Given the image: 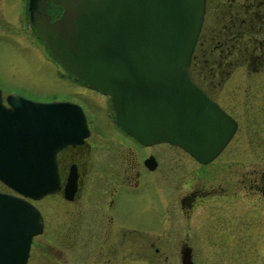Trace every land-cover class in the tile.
Masks as SVG:
<instances>
[{
    "label": "flooded vegetation",
    "instance_id": "flooded-vegetation-1",
    "mask_svg": "<svg viewBox=\"0 0 264 264\" xmlns=\"http://www.w3.org/2000/svg\"><path fill=\"white\" fill-rule=\"evenodd\" d=\"M206 15L211 24L201 27L199 36L220 27L226 38L214 49L260 54L249 61L242 55L240 61L204 62L213 69L208 81L217 78L222 84L234 69L243 68L246 88L243 93L228 92L231 109L194 79L236 122L231 140L207 163L177 144L139 143L113 122L106 95L63 71L82 93H95L104 102L110 124L93 121L89 112L96 101L77 102L88 135L57 152L58 188L38 199L26 198L43 224L30 251L49 247V264H135L150 258L183 264L184 253L197 264L194 244L197 229L204 228L210 257L216 259L221 252L225 264H264V169L234 166L241 148L253 151L255 165L264 159V82L259 77L264 74V0H206L204 20ZM107 129L114 133L105 134ZM165 146L186 157L172 162L168 158L166 163L159 154ZM246 246L252 251L247 263L240 259ZM62 251L71 255L61 262Z\"/></svg>",
    "mask_w": 264,
    "mask_h": 264
},
{
    "label": "water",
    "instance_id": "water-1",
    "mask_svg": "<svg viewBox=\"0 0 264 264\" xmlns=\"http://www.w3.org/2000/svg\"><path fill=\"white\" fill-rule=\"evenodd\" d=\"M49 2L62 10L51 19ZM206 0H28L29 21L52 58L109 97L113 122L145 145L181 146L212 161L236 122L192 76ZM0 90V264H26L41 215L26 198L58 188L55 157L88 135L71 101L36 102ZM183 264H193L184 253Z\"/></svg>",
    "mask_w": 264,
    "mask_h": 264
},
{
    "label": "rangeland",
    "instance_id": "rangeland-1",
    "mask_svg": "<svg viewBox=\"0 0 264 264\" xmlns=\"http://www.w3.org/2000/svg\"><path fill=\"white\" fill-rule=\"evenodd\" d=\"M61 10L59 6L49 2L48 13L51 19L58 17ZM210 24L211 20H208L206 15L202 26L208 27ZM31 25L27 12V0H0V90L3 101L6 99L5 96L10 93L18 94L36 102L71 101L77 103L82 99L94 100L97 102V107L95 106L96 108L94 110L90 109L89 112L93 121H97L100 125L104 123L109 125L110 123L106 117L108 110L104 102L99 97L96 98L95 93L85 95L70 78L61 76V66L51 57L42 39L36 34ZM198 72L203 76L202 78L200 75L198 76ZM243 72V68L234 69L233 76L230 77L226 84H222V81L217 78L213 81H208L205 78L206 76L204 77L202 70L197 71L194 69L192 76L221 105L227 109H231L230 103L228 105L227 95L229 91L243 93L247 82L246 78L244 79L246 75L244 76ZM259 77H262V82H264V74L259 75ZM111 133L114 132L112 130L108 131V129L105 130V134ZM244 138L243 140H245ZM101 140L103 139L101 138ZM236 140L237 138L233 142L235 143ZM233 145L231 144L229 147H233ZM239 150V155H237L238 162L236 161L235 167L242 168L245 171H249L250 168L255 166L262 167V170L264 169V159L261 163L255 165L253 163V151L247 148H241ZM159 154L162 155V159L166 163L169 162L168 158H172V162L173 158L179 156L186 157L185 154L181 153L180 155L178 150L173 147L169 148V146H165L159 151ZM92 172L90 171V173ZM0 189L13 193L12 190L1 182ZM197 234L198 239L194 244V248L199 256L196 257L195 262L197 264H225L226 262L222 260L223 258H220L222 255L221 252V255L217 256L216 259L210 257L212 250L209 243H207L209 241L205 237V229L198 228ZM45 236L46 234L44 233L43 237H40L42 243L43 241L45 242ZM262 248H264V245H262ZM248 249L249 247L246 246V252L240 256V259L246 263L248 259H251L250 253L252 251ZM262 250L259 248V251ZM62 254L61 262L71 255L69 251H62ZM49 255L50 249L45 245L40 249L33 248L30 251L27 264H49ZM149 256L152 257L151 255ZM135 264H175V261L170 259L165 262L163 259L150 258L146 260V263L141 261Z\"/></svg>",
    "mask_w": 264,
    "mask_h": 264
},
{
    "label": "trees",
    "instance_id": "trees-1",
    "mask_svg": "<svg viewBox=\"0 0 264 264\" xmlns=\"http://www.w3.org/2000/svg\"><path fill=\"white\" fill-rule=\"evenodd\" d=\"M220 19L222 20V15L220 16ZM211 28V27H210ZM219 30L217 31H212L211 29L210 31L207 32V34L203 35V33L199 36L197 45L195 47L194 53L192 55V59H191V70L192 72H194V69H196L197 71L202 70L204 73V77L206 76V79L211 78L213 76H211V71L213 70L211 67L204 65L205 61H225L226 59L229 61H240L242 55L245 56L246 61H249V59H255L254 57L256 56H260L259 53H241V52H231L229 53L228 51H221L219 52L218 49H214L216 47V45L221 44L224 45V41H225V37H223L224 35L222 34V29L220 27H218ZM215 46V47H214ZM218 48V47H217ZM253 57H252V56ZM244 59V60H245ZM223 68L219 69V72H222ZM226 72L227 70L229 71L230 68L228 69H224ZM200 75V77L202 78L203 76L198 72V76ZM224 76V74H223Z\"/></svg>",
    "mask_w": 264,
    "mask_h": 264
}]
</instances>
